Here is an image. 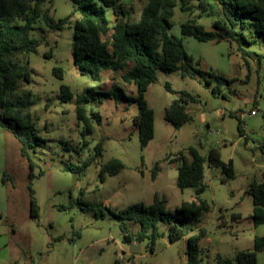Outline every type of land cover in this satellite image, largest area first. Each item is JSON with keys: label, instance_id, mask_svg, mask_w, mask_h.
<instances>
[{"label": "rangeland", "instance_id": "obj_1", "mask_svg": "<svg viewBox=\"0 0 264 264\" xmlns=\"http://www.w3.org/2000/svg\"><path fill=\"white\" fill-rule=\"evenodd\" d=\"M121 1L127 8L133 6L132 15L136 17L145 3ZM72 6L71 0H54L52 17L65 18ZM197 15L198 11L189 15L175 7L172 32L179 33L180 24ZM77 17L75 14L62 29L46 34L31 31L30 36L42 43L25 59L17 58L31 71L30 83H22L20 89L31 93L30 114L42 141H31L29 160L21 155L13 134L0 125V264H15V259L18 264H33L31 259L38 261L42 256H48L49 264H184L188 261L187 241L201 230L204 235L197 242L201 264H217V255L233 258L239 251L252 250L254 237L264 235V224L254 225L253 198L244 189L252 180L261 181L264 171V58L258 61L253 55L246 64L236 53H230L226 42L183 37L185 50L199 69L230 80L220 87L221 95H212L198 79L182 77L176 71H158L157 82L145 94L155 118L154 137L145 148L139 146L134 122L138 104L127 99L93 101L88 110L99 111L102 122L94 121V132L84 139L74 109L78 94L89 88L107 90L113 80L128 96H134L136 89L121 80L120 72L103 70L99 80L79 72L72 52ZM107 17L115 22L110 11ZM198 20L211 28V17L202 15ZM246 48L264 55L260 39ZM55 67L62 69V76L54 73ZM166 83L173 90L197 94L200 99L188 104L193 120L179 129L164 118L165 108L178 97L165 88ZM61 85L68 86L73 94L68 102L61 100ZM252 109L256 115L250 113ZM228 113L236 117L230 118ZM239 120L241 135L236 129ZM102 139V155L95 157V145ZM85 140L88 142L83 145ZM189 146L202 155H207L211 147L218 148L223 161L233 160L235 178L224 183L220 169L205 166L206 190L201 197L208 202L209 210L187 224L189 231L182 239L169 242L167 229L161 224L164 237L154 243L153 249L145 239L134 241L138 250L131 251L132 244L122 241L119 223L110 211L133 202L150 204L155 194L166 198L165 206L170 211L194 199V188L176 186L177 168L170 162L180 152L189 156ZM115 160L123 167L114 175L106 174L102 181L100 167ZM29 161L34 164L31 186L37 217L30 216ZM85 163L89 164L81 174L79 168ZM4 172L12 179L2 183ZM138 230L139 226L131 223V233ZM256 264H264V249L257 253Z\"/></svg>", "mask_w": 264, "mask_h": 264}, {"label": "trees", "instance_id": "obj_2", "mask_svg": "<svg viewBox=\"0 0 264 264\" xmlns=\"http://www.w3.org/2000/svg\"><path fill=\"white\" fill-rule=\"evenodd\" d=\"M73 9L65 18L55 20L52 17L54 0H0V125L7 129L17 139L20 153L29 159L32 142L42 141L37 134L35 121L30 110L32 106L31 93L20 89L22 83H30L31 71L27 65L21 64L18 57L26 58L37 51L41 39L32 38L30 32L62 29L70 23L71 18L78 14L73 26V58L79 72L88 75L93 80H99L103 70L120 72V78L127 84H134L136 94L128 96L120 84L113 80L107 90L89 88L85 93L78 94L74 109L77 119L82 124L81 136L85 139L94 132V121L102 122L97 110H88V106L98 100L113 98L127 99L137 102L138 111L134 122L138 128L139 146L141 149L149 144L154 137V111L148 105L145 94L150 85L158 80V71L178 72L182 77L198 79L210 89L212 95H221L220 87L229 79L212 72L198 68L193 58L186 52L182 37H194L200 42H226L230 53H236L246 64L253 55L257 60L264 58L262 54L248 50L257 39L264 42V0H144V6L138 16H133V6L125 7L121 0H71ZM196 1V4L193 2ZM181 12L197 16L189 18L180 24V35L170 32L174 23L172 17L175 7ZM107 11L113 13L115 22L107 17ZM211 17V28L199 23L201 16ZM248 35L254 37L248 38ZM50 50L46 56L49 57ZM54 73L62 76V69L54 68ZM217 81L214 85L213 83ZM165 88L178 97L165 108L164 118L167 123L179 129L193 120V114L188 111L189 103H198L199 96L186 91H176L166 83ZM62 102L73 98L66 85L60 86ZM238 133L241 135L242 123L238 121ZM88 141L85 140L83 145ZM102 139L95 145V157L103 152ZM187 153L180 152L173 160H181L177 168V183L179 189L194 188L195 197L184 201L174 211L166 209L165 197L155 194L153 202L144 204L133 202L120 210H111L110 214L117 218L122 232L123 242L132 244L134 241L148 239L153 249L154 243L164 237L160 225L167 229L169 242H175L188 234V223L198 220L204 211L209 210L208 202L201 195L206 190L204 183V168H220L224 183L235 178L233 160L225 162L221 159L218 148L211 147L207 155H202L194 146L187 148ZM30 160V159H29ZM89 163L79 168L83 174ZM30 173L28 189L30 216H38V207L31 180L34 178V164L29 161ZM123 167L121 161L104 164L100 167L99 177L103 181L106 174L114 175ZM156 169V168H155ZM155 176V170L153 177ZM12 179L4 172L5 179ZM253 198L254 225L264 224V171L261 181H250L244 189ZM139 226L137 233H131V223ZM204 231L189 237L188 261L184 264H201V249L197 242L203 237ZM264 248V235L255 236L252 250H242L232 257L216 256L217 264H255L257 253Z\"/></svg>", "mask_w": 264, "mask_h": 264}, {"label": "crops", "instance_id": "obj_3", "mask_svg": "<svg viewBox=\"0 0 264 264\" xmlns=\"http://www.w3.org/2000/svg\"><path fill=\"white\" fill-rule=\"evenodd\" d=\"M170 32L172 33V34H174V35H176V36H178L179 38L181 37V35H179L180 34V31H179V33H177L178 31H175V32H172V28H171V30H170ZM182 39H183V37H182ZM184 43V42H183ZM219 44V43H218ZM234 58H236L235 56H234ZM196 65L198 66V64L196 63ZM206 92V91H205ZM224 117H225V115H224ZM228 117H230V118H235L236 117V115H235V113H228ZM237 127H238V121H237V126H236V129H237ZM237 132H238V130H237ZM239 134V133H238ZM240 135V134H239ZM171 163H174V165L176 166V168H178L179 166H180V164H182V161L181 160H173V161H170ZM213 168H215V167H213ZM215 169H220V168H215ZM221 170V169H220ZM234 179V178H233ZM233 179H231V180H233ZM264 249V248H263ZM262 249V250H263ZM261 250V251H262ZM260 251V252H261ZM31 262L33 263V264H49L48 263V256H42V257H40L39 258V260L38 261H34V260H32L31 259ZM13 263H15V264H18V260L17 259H15V260H13ZM255 264H256V262H255Z\"/></svg>", "mask_w": 264, "mask_h": 264}, {"label": "water", "instance_id": "obj_4", "mask_svg": "<svg viewBox=\"0 0 264 264\" xmlns=\"http://www.w3.org/2000/svg\"><path fill=\"white\" fill-rule=\"evenodd\" d=\"M1 217V216H0ZM130 250L131 251H137L138 250V246H137V243L135 244V243H132V245H131V247H130Z\"/></svg>", "mask_w": 264, "mask_h": 264}, {"label": "built area", "instance_id": "obj_5", "mask_svg": "<svg viewBox=\"0 0 264 264\" xmlns=\"http://www.w3.org/2000/svg\"><path fill=\"white\" fill-rule=\"evenodd\" d=\"M250 113H251V114H255V115H256V112H255V110H254V109H252V110L250 111Z\"/></svg>", "mask_w": 264, "mask_h": 264}]
</instances>
